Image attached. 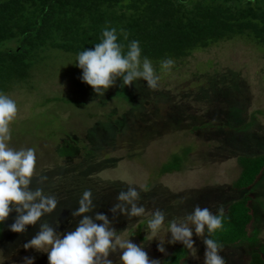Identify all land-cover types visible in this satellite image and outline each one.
I'll return each instance as SVG.
<instances>
[{"label":"rangeland","instance_id":"rangeland-1","mask_svg":"<svg viewBox=\"0 0 264 264\" xmlns=\"http://www.w3.org/2000/svg\"><path fill=\"white\" fill-rule=\"evenodd\" d=\"M50 56L47 69L38 68L31 79L4 94L16 101L18 109L9 125V146L35 149L37 175L31 187H43L58 204L21 233L8 229L15 211L0 223L5 264H22L25 256L35 257L34 264H48L47 253L22 245L44 222L55 227L59 221L62 232L74 229L79 217L71 213L86 189L92 191L94 211L107 214L119 235L135 233L130 240L144 243L149 259H159L160 264L183 246L165 243L166 253H161L158 240L144 241L151 211L165 212L166 229L168 221L182 218L197 205L216 213L250 195L253 230L240 245H222L220 255L226 264H248L256 251L264 255V172L252 188H233L241 171L237 157L264 153L262 49L245 39H231L195 52L168 72L155 70L160 76L157 89L148 88L142 79L124 86L118 78L103 96L81 81L75 56L58 50ZM203 121L224 126L192 131ZM248 122L244 129H229ZM186 147L190 152L183 167L161 173L162 164ZM39 175L47 177L43 184L37 183ZM129 184L140 192L146 215L131 219L117 215L113 220L109 209ZM164 235L162 229L157 239ZM201 239L193 236L198 258L184 248L181 264H203ZM110 258L118 264V254Z\"/></svg>","mask_w":264,"mask_h":264},{"label":"trees","instance_id":"trees-1","mask_svg":"<svg viewBox=\"0 0 264 264\" xmlns=\"http://www.w3.org/2000/svg\"><path fill=\"white\" fill-rule=\"evenodd\" d=\"M105 27L117 29L125 51L138 40L141 61L148 57L160 71L164 59L177 67L195 52L231 39H245L264 51V0H0V93L28 81L38 68L47 69L52 50L76 57L93 48ZM251 122L229 129L241 130ZM221 126L203 121L192 131ZM189 152L186 147L172 154L160 172L180 170ZM237 163L241 171L233 188H252L263 176L264 153L238 156ZM251 200L244 195L230 203L223 229L211 238L220 245H240L254 227ZM185 257L186 250L176 247L162 264H181ZM248 264H264V255L251 253Z\"/></svg>","mask_w":264,"mask_h":264},{"label":"clouds","instance_id":"clouds-1","mask_svg":"<svg viewBox=\"0 0 264 264\" xmlns=\"http://www.w3.org/2000/svg\"><path fill=\"white\" fill-rule=\"evenodd\" d=\"M124 39L127 33L120 30ZM125 45L118 42L115 27H105L101 31L100 42L91 49L78 52L75 66L81 69L80 79L90 85L97 95L115 85L117 79L123 80V85L143 80L150 89H157L160 76L156 74L152 61L144 57L141 61V47L138 40H132ZM174 65L170 58L160 61V70L168 72ZM16 101L4 93H0V223L5 221L11 212L17 213L8 229L21 233L29 225H35L41 217L51 214L57 207V197L45 192L43 187H31L35 173L36 152L33 148L13 149L9 146L11 133L9 125L17 115ZM46 176L39 175L37 183L43 184ZM144 191H147L145 186ZM140 192L132 184L126 190L119 191L116 203L109 211L113 220L117 215L129 219L146 215V209L139 203ZM78 207L71 213L79 217L74 229L60 231L59 221L53 227L47 222L41 223L39 231L22 245L25 250L33 249L47 253L48 264H114L112 256L118 254V264H160L159 259H149L144 250V243H134L130 240L135 233L124 236L118 234L112 226L108 215L95 212L93 194L86 189L77 201ZM146 221L147 234L144 241L158 240L157 250L166 253L164 244L181 243L189 250L193 259H197V247L193 236L203 242V264H226L220 255L222 245L213 238L217 230H222L226 219L223 207L216 213L210 208L195 206L190 213L182 218L167 222L166 214L161 209H155L148 214ZM99 222V223H97ZM162 229L165 235L157 239ZM5 257L0 249V264H5ZM35 257L25 256L22 264H34Z\"/></svg>","mask_w":264,"mask_h":264}]
</instances>
